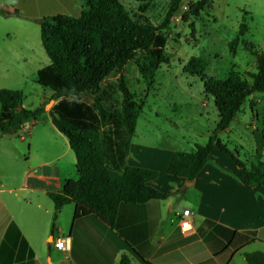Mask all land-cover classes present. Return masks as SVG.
Returning a JSON list of instances; mask_svg holds the SVG:
<instances>
[{
	"label": "trees",
	"instance_id": "16d2710c",
	"mask_svg": "<svg viewBox=\"0 0 264 264\" xmlns=\"http://www.w3.org/2000/svg\"><path fill=\"white\" fill-rule=\"evenodd\" d=\"M81 1L83 9L77 17L55 14L38 21L41 46L49 63L37 71L36 82L51 91L50 99L55 103L47 112L52 125L67 139L77 172V178L67 179L59 192L47 193L54 204L52 231L60 208L69 203L74 204L73 227L78 221L92 219L113 228L121 204L165 200L175 194L152 187L157 172L130 166L127 159L137 118L145 108L155 72L164 62L169 25L181 0L168 1L158 25L145 15L154 7V0H132L138 3V13L134 14L127 12L121 0ZM203 6L204 0L197 1L192 14L197 15ZM0 12L19 16L15 9ZM246 29L245 24L239 25L228 43L230 52H235ZM242 44L256 56L255 71L247 73L250 80L234 69L225 79L207 76L205 62L198 56L185 63L183 70L199 77L204 94L212 97L218 121L207 143L170 157L166 168L169 176L191 182L212 152L219 151L237 166L245 184L264 186V162L242 161L238 151L218 137L245 101L264 91V51L257 54L252 44ZM23 102L20 91L0 89V135L17 132L44 111L43 107L28 109ZM254 105L249 102L256 117ZM259 135L264 146V115ZM120 246L133 252L123 240ZM244 257L247 264H264V252L245 253ZM118 264H130L128 256L122 254Z\"/></svg>",
	"mask_w": 264,
	"mask_h": 264
},
{
	"label": "crops",
	"instance_id": "0c3cea01",
	"mask_svg": "<svg viewBox=\"0 0 264 264\" xmlns=\"http://www.w3.org/2000/svg\"><path fill=\"white\" fill-rule=\"evenodd\" d=\"M9 1L28 19L55 14L77 17L83 9L79 0H63L65 4L61 0H0V8ZM253 97L249 102H254ZM241 112L234 122L241 119ZM250 116L258 119L251 110ZM222 133L230 134L231 124ZM258 137L256 157L244 160L248 164L264 162V146ZM133 138L128 165L156 171L151 186L160 192H178L186 199L190 194L191 202L183 209L192 214V235L179 231L176 219L181 211L172 205L174 196L121 204L113 228L92 219L78 221L73 227L74 204L69 203L60 208L52 231L54 204L47 193L59 192L67 179L77 178L75 156L70 155L67 139L64 137L62 154L37 162L30 161L24 152L6 160L11 154L2 148L10 147V140H6L0 147V264H47V260L50 264H118L122 254L128 256L130 264H247L245 253L264 252V186L245 184L237 166L219 151L212 152L187 184L185 179L166 173L170 157L179 151L177 142L136 144ZM12 166L16 168L11 170ZM58 236L69 237L67 253L54 248ZM122 240L137 255L120 246Z\"/></svg>",
	"mask_w": 264,
	"mask_h": 264
},
{
	"label": "rangeland",
	"instance_id": "374dc122",
	"mask_svg": "<svg viewBox=\"0 0 264 264\" xmlns=\"http://www.w3.org/2000/svg\"><path fill=\"white\" fill-rule=\"evenodd\" d=\"M168 1L154 0V7L146 11L145 15L153 24L158 25L163 19ZM197 1L181 0L169 25L164 62L155 72L153 87L136 122L133 138L136 144L173 145L177 142L179 151H190L194 145L207 143L218 121L217 112L212 97L204 94L199 77L183 70L185 63L191 56H198L205 62L207 76L225 79L234 69L250 80L247 73L255 71L256 56L244 48L242 41L252 44L257 54L264 51V0H204V6L194 16L191 8ZM121 2L129 14L138 13L137 2ZM61 3L66 2L61 0ZM14 5L9 1L0 9L11 11ZM21 15L5 16L0 12V89L18 90L26 108L43 107L44 111L17 132L0 135V147L2 141L10 140V147H2L11 152L6 160L12 161L14 154L24 152L27 157L30 155V161L37 162L62 154L66 144L47 112L51 91L36 82L37 71L49 63L40 41L38 21L44 16L28 19L26 14ZM242 23L247 29L232 53L228 43ZM253 95L258 119L250 116L248 98L239 114L241 119L231 123V133L218 134L230 149L237 148L243 161L246 157H256L264 115V91ZM70 155L74 157L72 152ZM13 168L16 166L11 170ZM72 174L74 178L75 169ZM172 196V205L179 212L191 202L190 194L187 199L178 192ZM49 262L51 260H47V264Z\"/></svg>",
	"mask_w": 264,
	"mask_h": 264
},
{
	"label": "built area",
	"instance_id": "2783aa9c",
	"mask_svg": "<svg viewBox=\"0 0 264 264\" xmlns=\"http://www.w3.org/2000/svg\"><path fill=\"white\" fill-rule=\"evenodd\" d=\"M191 212L188 209H183L178 214V228L182 235L190 236L193 234V223L191 220ZM69 237L67 236H58L53 241V246L58 251L67 253L69 251Z\"/></svg>",
	"mask_w": 264,
	"mask_h": 264
},
{
	"label": "water",
	"instance_id": "95a60500",
	"mask_svg": "<svg viewBox=\"0 0 264 264\" xmlns=\"http://www.w3.org/2000/svg\"><path fill=\"white\" fill-rule=\"evenodd\" d=\"M52 103H53V100L50 101V103H49V105H48V107H47V110H48V108L51 107ZM187 184H189V183L187 182Z\"/></svg>",
	"mask_w": 264,
	"mask_h": 264
}]
</instances>
